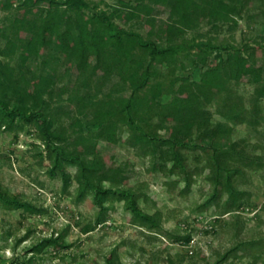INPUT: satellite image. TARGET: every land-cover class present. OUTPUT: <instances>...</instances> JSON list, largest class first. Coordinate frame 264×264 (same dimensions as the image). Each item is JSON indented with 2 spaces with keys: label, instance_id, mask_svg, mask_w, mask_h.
<instances>
[{
  "label": "rangeland",
  "instance_id": "1",
  "mask_svg": "<svg viewBox=\"0 0 264 264\" xmlns=\"http://www.w3.org/2000/svg\"><path fill=\"white\" fill-rule=\"evenodd\" d=\"M90 1L111 15L123 29L138 32L159 45L166 43L157 30L168 19L171 5L156 6L150 0ZM223 1L230 8H220L213 15L198 8L193 22L185 28L184 36L187 39L211 38L223 53H226L225 47L232 45L242 48L245 44L264 43L261 38L264 36V0ZM137 2L153 6L150 16L137 14L126 20L116 17V13L127 11ZM7 3L8 0H0V61H9L16 67L17 54L14 52L6 57L1 52L6 50L7 38L13 37L10 24L15 6L8 8ZM38 4L39 10L30 18L33 23L40 22L45 14V4ZM149 19H154L152 33L149 32ZM46 39L44 47H38V51L34 49L25 69L54 75L57 86L74 81L75 75L65 72L69 59L63 55L61 44L54 36H46ZM214 56L215 52L209 61H214ZM255 58L264 74V49H259ZM206 67L207 64L198 62L190 52L181 51L171 77L198 81ZM157 70L166 81L160 97L166 102L173 97L169 90L171 77H166V67ZM113 80L106 84L105 91ZM180 83L181 80L176 79L175 88ZM230 85L248 111H256L253 121L229 118L226 110H219L213 100L206 108L208 124L214 132L203 135L201 142L218 148L233 145L245 158L259 162L258 166H244L240 174L233 176L234 185L246 193L238 211L223 213L228 190L213 197L214 184L200 149L183 150L190 169V188L183 192L185 177L178 169L174 174H168L172 160L162 162L158 156L144 153L140 147L130 144L126 135L128 128L120 130V139L116 143L108 144L104 139L97 142V148L107 154L108 161L122 165L126 171L127 184L112 186L103 181L104 186L134 192L142 211L158 218L161 228L157 232L133 224L131 211L125 207V201L118 198L105 200L109 210L103 224L84 231L93 224L98 211L92 192L78 200V184L74 179L67 190H62L60 176L48 173L51 162L34 127L15 131L0 126V193L38 209L33 212L7 207L0 200V264H14L16 258L30 264H107L106 258L112 252L116 264H216L220 260V264H264V99L254 103L253 86L245 80H232ZM12 97L11 91L0 89V99L8 101L11 107L17 105ZM64 97L55 94L51 105L57 114V125L70 130L71 119L66 113L73 112L72 105ZM152 119L148 118L145 126L161 135L168 131L165 125L157 127L156 117ZM169 128L174 126L169 125ZM180 131L181 139L200 140L195 125ZM155 164H162L164 169ZM66 170L74 175L78 164L69 162ZM185 235L190 236L187 242L173 238ZM49 238L57 239L63 246L40 245Z\"/></svg>",
  "mask_w": 264,
  "mask_h": 264
},
{
  "label": "trees",
  "instance_id": "2",
  "mask_svg": "<svg viewBox=\"0 0 264 264\" xmlns=\"http://www.w3.org/2000/svg\"><path fill=\"white\" fill-rule=\"evenodd\" d=\"M150 1L156 6L171 5L168 19L157 30L159 37L166 40L164 45L138 32L123 29L90 0H8L6 4L8 8L15 6L10 24L13 37L7 38L6 50L1 52L6 57L15 52L18 63L15 67L9 61H0V89L11 91L17 105L11 107L8 101L0 99V126L15 131L34 127L51 162L48 173L60 176L62 190H67L74 179L78 184V200L92 192L98 211L93 224L84 228L86 232L107 220V198L123 199L125 207L131 211L133 224L156 232L161 228L157 217L142 211L134 192L112 187L127 184L126 171L122 165L108 161L107 154L97 148L100 139L108 144L118 142L123 128H128L126 135L130 144L140 147L144 153L158 156L162 162L172 160L168 174H174L178 169L185 177L183 192L190 188V169L183 150L200 149L214 184L213 197L228 190L223 213L238 211L246 194L234 185L233 176L240 174L246 165L259 164L245 158L233 145L218 148L201 140L203 135L214 132L208 124L206 108L213 100L219 110H226L229 118L253 121L256 111H248L230 83L245 80L253 86V102L258 104L264 99V74L255 58L256 52L264 49V43L245 44L242 48L232 45L225 47L226 53H223L211 38L187 39L184 36L185 28L193 22L198 8L213 15L220 8H230L223 0ZM39 2L45 4V14L40 22L33 23L30 18L39 10ZM152 10V5L137 2L127 11L116 13V17L126 20L137 14L150 16ZM148 23L152 33L154 19H149ZM46 36H54L61 44L63 55L69 59L65 72L74 74V81L57 86L54 75L25 69L34 49L38 51V47L47 44ZM261 38L264 40V36ZM181 51L190 52L198 62L207 64L200 80L171 77ZM213 52L214 61H209ZM162 67L168 70L166 77H171L169 90L173 93L166 102L160 100L166 85L161 79L162 73L157 70ZM112 79L111 86L105 91L104 87ZM176 79L181 83L175 88ZM55 94L65 96L67 103L72 105L73 112L66 113L71 119L70 130L57 125V114L51 105ZM153 117L157 119V127L165 125L168 129L165 134L145 126L148 118L152 121ZM194 125L199 130L200 140L179 137L180 130ZM69 162L78 164L74 175L66 170ZM155 166L164 169L162 164ZM103 181L112 186L105 187ZM0 200L7 207L38 211L27 202L1 193ZM173 238L187 242L190 236ZM45 244L63 246L54 238L46 239L40 245ZM106 263L116 264L113 252L107 256ZM14 264L30 263L16 258Z\"/></svg>",
  "mask_w": 264,
  "mask_h": 264
}]
</instances>
